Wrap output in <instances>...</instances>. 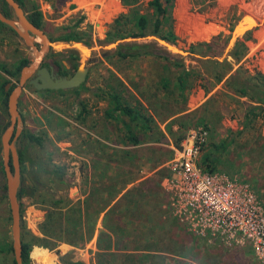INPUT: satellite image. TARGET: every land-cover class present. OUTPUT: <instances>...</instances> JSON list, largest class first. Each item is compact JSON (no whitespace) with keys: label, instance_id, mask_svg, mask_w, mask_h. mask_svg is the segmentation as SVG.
Returning <instances> with one entry per match:
<instances>
[{"label":"rangeland","instance_id":"374dc122","mask_svg":"<svg viewBox=\"0 0 264 264\" xmlns=\"http://www.w3.org/2000/svg\"><path fill=\"white\" fill-rule=\"evenodd\" d=\"M148 1L141 0L138 7L140 14L151 15ZM214 1L213 8H207V13H201L199 10L203 8L202 5L195 8L192 0H175L171 16L177 42L176 45L164 43L175 51L164 45L163 49L173 55H182L187 68L191 70L199 67L187 57L191 44L209 42L220 33L230 36L226 49L218 59L222 61L228 58L235 40L242 39L247 32H251V39L246 44L254 42V33L264 28V0ZM31 2L41 13L45 32L50 38L51 47L47 60L58 55L60 60L68 62L66 56L69 55L72 63L87 66L88 73L86 82L75 91H37L30 85L24 87L18 104L22 118L19 126L21 133L15 143L23 132H30L39 136L43 145L21 142L18 148L43 162L50 161L55 166H65L72 184L67 195L72 200L80 198V188L89 178L101 180L104 176L100 177V173L108 168L111 175H107V183L116 188L122 180H136L146 175L148 179L140 185L136 184L132 192L122 200L119 210L121 224L115 223V218H110L109 226L113 230L112 239L116 248L109 251L105 248L108 240H99L98 232L104 231L102 223L97 225L98 232L83 248L60 244L56 249L49 250L35 245V238L41 237L38 226L43 221L45 212L42 206L36 204L38 198L22 196L19 199L22 238L25 244L31 245L30 264H60L59 256H65L64 259L69 262L80 261L84 264H260L248 244L228 246L219 240L198 237L187 230L170 206L167 188L172 175L167 162L173 157L171 143H176L178 138L185 139L192 130L204 128L207 135L200 163L209 164L205 160L207 154L217 156L219 163L213 170L248 185L255 191L264 208V115L245 126L246 101L225 94L222 84L213 89V84L207 83L204 75L205 79L194 81L195 87L189 91L186 113L170 117L168 111L156 104L158 99L168 100L164 93L155 90V87L159 88V80L165 77L166 72L153 59H119L112 52L118 43L105 41L114 19L120 14L128 13L120 0ZM248 11L259 15L260 20ZM246 18L255 19V25L253 22L245 24ZM210 22L218 24V33L210 31ZM244 25H248V28H244ZM230 26H233L231 33ZM72 29L80 36V40H57L68 35ZM240 29L245 31L239 33ZM137 41L142 42L140 39ZM35 42L40 41L36 39ZM257 51L248 57V47L247 56L239 64L247 73L264 70V60H259L264 58V46L259 47V52H263L262 57ZM32 58V49L14 31L0 26V99L3 98V85L15 86L18 81L16 77L5 73V70L14 71L16 66L24 61L29 62ZM227 60L231 61V58ZM174 74V71L170 74L172 81ZM202 84L213 90L200 106L188 112L189 101L192 97L197 100L196 91L203 90L200 87ZM109 92L118 94L130 106H135V100H141L139 94H158V97L150 100L153 105L151 111L145 108L148 115L153 114L154 120L150 124L155 128L150 139L142 131L141 122L132 123L119 114L115 115V119L105 117V112L112 109L106 94ZM83 105L84 113L81 108ZM144 106L149 107L148 103H144ZM175 110L176 107L173 111ZM7 123L8 113L0 108V138ZM125 123L131 124L133 132L144 146L135 148L125 145ZM158 130L166 134L165 140H152L160 137ZM223 140H233V144L225 152L216 150ZM136 150L146 151L139 154L137 152L138 158L124 156L125 151ZM121 156L128 159V163H124ZM162 165L164 166L161 167ZM156 166H160V170L149 177V171ZM49 185L52 190L56 189L54 184L49 182ZM143 189L151 193H143ZM4 190L0 141V264H13L11 218L6 194L2 192ZM57 193L59 196L65 194L63 189H59ZM132 194L137 196L135 204L132 203L135 200ZM98 244L101 249L97 247Z\"/></svg>","mask_w":264,"mask_h":264},{"label":"trees","instance_id":"16d2710c","mask_svg":"<svg viewBox=\"0 0 264 264\" xmlns=\"http://www.w3.org/2000/svg\"><path fill=\"white\" fill-rule=\"evenodd\" d=\"M15 1L20 7L28 9L27 19L45 31L42 15L32 5L31 0ZM120 1L123 7L128 10V13L120 14L114 19L111 29L106 34L105 41L106 43H118L112 52L119 59L130 61L153 59L160 66V69L166 72L165 77H161L159 80V88L155 87V90L164 93L168 97V100L163 101L158 99L156 104H160L164 110L168 111L171 114L170 117L186 113L189 91L195 87L194 81H203L205 76L207 77V83L213 84V89L222 84L225 94L235 99L246 101L245 126H249L256 119L263 117L264 73L255 71L253 74H250L239 65L248 54L246 42L251 39V32H247L242 39L235 40L228 52V58H231V61L227 60L228 58L222 61L218 60L226 49L230 36L226 37L220 33L212 37L209 42L191 44L187 50V57L199 65V67H194L191 70L187 68L185 58L182 55H173L167 52L163 49L164 46L157 41L159 39L171 45H176L177 38L173 31L174 21L171 16L175 0H149L147 6L152 11L151 15L139 13L138 7L141 0ZM0 3L2 13L10 17L11 10L6 2L0 0ZM192 5L195 8L202 5L203 8L199 12L207 13V8H213L215 1L192 0ZM0 26L9 29L8 26L2 23H0ZM229 32H233V26H230ZM149 37L153 39L148 40L147 38ZM138 39L142 42L137 41ZM57 40L64 42L78 41L80 40V36L72 29L68 35L62 36ZM28 63V61H24L19 66H16L14 71L5 70V73L18 79L20 70ZM172 71L175 72L174 81L170 78ZM190 81H192V84ZM6 85L4 84L2 87L3 98L0 99V108L5 113H7L9 92L14 87L11 86L7 92H4ZM200 87L206 95L213 90L205 84H202ZM106 94L112 104V109L110 112H105V117L107 119H115V115L119 114L120 116L127 117L132 123L141 122L142 125L140 127L142 131L150 139L152 131L155 129L150 124L154 120L153 114L148 115L145 112V108L151 111L153 105L150 103V100L158 97V94L155 93L148 96L139 94L141 100H135V106H130L127 102L122 101L116 93L109 92ZM144 103H148L149 107H145ZM175 107L176 110L173 111ZM81 108L82 113H84V105ZM124 126L126 130V133L123 134L126 140L125 145L133 147L140 145L139 137L133 132L131 124L125 123ZM7 127L8 123L5 125L4 130ZM158 131L160 137L152 140L157 142L163 138L165 140V134L160 130ZM182 140L183 138H178L176 143L174 142V146L178 147ZM21 142H26L28 145H43L41 138L30 132H23L20 135L18 142L15 143L17 148ZM231 144H233V140L229 142L223 140L218 144L216 150L225 152ZM17 151L21 172H26L28 176V178L23 176L21 178L18 200L22 196L38 198L36 204L42 206V210L45 212L44 219L38 226L41 237L35 238V245L49 250L56 249L60 244H67L74 248H83L94 237L96 225L100 218H102V225L105 231L100 233L99 240L101 241L103 238L108 240V244L105 246L107 251L116 248L112 239L113 230L109 226V220L110 218H115V223L121 224V218H119L120 205L126 195L132 192L127 187L135 181L134 179L122 180L116 188L107 183V175L101 180L91 177L84 186H81L80 198L72 200L67 195L72 184L65 166H55L50 161L43 162L34 158L30 153L24 150L21 151L19 148ZM139 151L141 150H136L135 152L125 151L124 156L138 158ZM121 157L124 163H128L126 161L128 159H125L123 156ZM205 160L209 162V164L204 165L209 171H214L215 165L219 163L218 157L211 156L210 154L205 156ZM25 162H27L28 166ZM49 182L56 186L55 190H52ZM57 186H61V188ZM59 189L64 190L65 194L63 196L58 195L57 191ZM115 200L117 202L114 203ZM22 243L23 264H30L31 245L25 244L23 238ZM97 247L100 248L101 246L98 244ZM57 254L59 255L58 252ZM64 257L59 256L60 264H84L80 261H66ZM13 264H15L14 261Z\"/></svg>","mask_w":264,"mask_h":264},{"label":"built area","instance_id":"2783aa9c","mask_svg":"<svg viewBox=\"0 0 264 264\" xmlns=\"http://www.w3.org/2000/svg\"><path fill=\"white\" fill-rule=\"evenodd\" d=\"M207 131L192 130L173 147L167 192L173 214L192 234L228 246L248 244L264 264V208L255 191L200 163Z\"/></svg>","mask_w":264,"mask_h":264},{"label":"water","instance_id":"95a60500","mask_svg":"<svg viewBox=\"0 0 264 264\" xmlns=\"http://www.w3.org/2000/svg\"><path fill=\"white\" fill-rule=\"evenodd\" d=\"M11 10L12 17H7L0 9V23L8 26L19 38L32 49L33 58L22 67L18 81L11 89L7 99V113L9 116L8 127L1 135V149L3 158V172L5 175L6 196L11 218L12 253L15 264H23L21 209L18 200V190L21 181V166L15 140L21 133L19 126L22 118L18 104L22 91L26 85H31L37 91L44 90H72L82 86L86 82L87 69L79 66L75 74L69 78H56L49 71L41 67L43 60L50 50L51 42L46 32L35 26L27 19L28 11L20 7L15 0H4ZM40 42L36 43L35 40ZM164 45V41L157 39ZM166 47V46H165ZM168 48L175 51L167 45ZM166 47V48H167ZM35 75V78H32ZM10 84L5 86L7 92Z\"/></svg>","mask_w":264,"mask_h":264},{"label":"crops","instance_id":"0c3cea01","mask_svg":"<svg viewBox=\"0 0 264 264\" xmlns=\"http://www.w3.org/2000/svg\"><path fill=\"white\" fill-rule=\"evenodd\" d=\"M248 13L249 14H251V15H253L257 20H260V18L258 17L259 15H255L252 11H248ZM246 15V14H245ZM247 16V15H246ZM253 17V18H254ZM253 18H246V21H245V24L246 23H251V22H253V24L255 25V19H253ZM208 24H210L211 26H210V31H212L214 34L215 33H218L219 31H220V29H219V26H218V24H216V22H210V23H208ZM250 25H252V24H249V26ZM244 28H248V25H244ZM249 28H251V27H249ZM239 30V29H238ZM245 31V29L244 30H241L240 29V31H239V33H243ZM254 39H255V41L254 42H249L248 44H247V46L249 47V55H248V57H250V56H252L253 55V53H254V51H256V50H258L257 52H259V47H262V46H264V28H262V29H260L259 31H257V32H255L254 33ZM207 40V39H206ZM260 54H259V56L260 57H262L263 56V52H259ZM255 55H256V53H255ZM259 60L261 61V60H264V58H259ZM263 66H262V70H263ZM264 72V70L262 71V73ZM196 96H197V100L195 99V97H192L191 99H190V101H189V107H190V109L188 110V112L189 111H191L192 109H195V108H197L198 106H200L201 105V103L202 102H204V100H206L207 98H208V96L211 94V93H209V94H207L206 95V93L203 91V90H201V89H199L198 91H196ZM166 135V134H165ZM141 146H144V145H138V146H135V148L136 147H141ZM170 147L173 149V147H174V144L173 143H171L170 144ZM139 153H142V150L141 151H139ZM134 158V157H133ZM164 165H162L161 167H163ZM160 166H156V167H154V169L152 168L149 172L150 173H148V176L149 177H151L150 175L152 174V173H154L155 171H157L159 168H161ZM160 170V169H159ZM142 174H144V172H141ZM105 175H111V170H109V168L107 169V171H105V172H101L100 173V177H103V176H105ZM148 179V177H147V175L145 176V177H140L139 179H136L135 181H133L132 183H130L129 185H128V187H127V189L128 190H133V187L137 184V185H140V183H142L143 181H145V180H147ZM143 193H147V194H149V193H151V192H147L146 191V189H143ZM132 196H133V194H132ZM133 197H135V200H133V204H135V202H136V198H137V196H133ZM115 202H117V200H115L114 201V203ZM100 223H102V218H100V220L98 221V223H97V225H99ZM97 225H96V228H95V233H94V235L96 234V232H98V227H97ZM104 228H103V225H102V230H103ZM104 231H105V229H104ZM98 233H101V232H98ZM140 253H144V252H140ZM139 255V254H138ZM140 255H143V254H140ZM151 263H153V261H150Z\"/></svg>","mask_w":264,"mask_h":264},{"label":"flooded vegetation","instance_id":"af4514ba","mask_svg":"<svg viewBox=\"0 0 264 264\" xmlns=\"http://www.w3.org/2000/svg\"><path fill=\"white\" fill-rule=\"evenodd\" d=\"M23 8H26V7H23ZM27 11H28V9H27ZM12 16L13 15L11 13L10 17H12ZM9 29L12 30L11 28H9ZM12 31H14V30H12ZM48 53H47V55H48ZM47 55L45 56L41 67L46 68L49 71V73L52 74L56 78H64V77L69 78V77H71V76H73L75 74V72L77 71V69L79 67L78 65H76L75 62L72 63L69 60V58H70L69 55L66 56V59H68V62H67V60L66 61L65 60H60V57L58 55H53V56L50 57V59L47 60V57H48ZM85 68L87 69V73H88V67L85 66ZM87 73H86V78H87ZM32 78H35V75ZM79 88H81V86L76 88V89H72V90H44V91L69 92V91L77 90ZM25 164L28 166L27 162H25ZM27 170L29 171L28 167H27ZM3 174H4V172H3ZM22 176L25 177V178H28L26 172H21V178H22ZM4 177H5V175H4ZM20 184H21V181H20ZM2 192L4 194H6V184H5V190L2 191ZM6 198H7V196H6Z\"/></svg>","mask_w":264,"mask_h":264}]
</instances>
